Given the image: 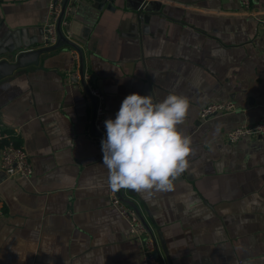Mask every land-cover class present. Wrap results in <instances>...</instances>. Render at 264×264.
<instances>
[{
    "label": "crops",
    "instance_id": "obj_1",
    "mask_svg": "<svg viewBox=\"0 0 264 264\" xmlns=\"http://www.w3.org/2000/svg\"><path fill=\"white\" fill-rule=\"evenodd\" d=\"M50 1L0 0V41L42 46ZM72 4L64 32L85 49L106 119L132 93L190 102L178 125L191 139L187 170L169 191L126 189L153 217L165 263L264 264V137L226 138L264 116V0H253L258 15L240 0ZM76 79L77 55L63 48L0 81V116L33 166L29 179L0 167V264H143V243L111 202L93 106ZM225 101L236 111L200 119Z\"/></svg>",
    "mask_w": 264,
    "mask_h": 264
},
{
    "label": "clouds",
    "instance_id": "obj_2",
    "mask_svg": "<svg viewBox=\"0 0 264 264\" xmlns=\"http://www.w3.org/2000/svg\"><path fill=\"white\" fill-rule=\"evenodd\" d=\"M190 102L170 92L162 100L152 93L127 95L115 119H106L101 140L102 163L112 191H169L189 167L191 139L178 129Z\"/></svg>",
    "mask_w": 264,
    "mask_h": 264
},
{
    "label": "built area",
    "instance_id": "obj_3",
    "mask_svg": "<svg viewBox=\"0 0 264 264\" xmlns=\"http://www.w3.org/2000/svg\"><path fill=\"white\" fill-rule=\"evenodd\" d=\"M63 1L64 0L50 1V15L44 26L45 35L42 41V47H51L55 45L57 41L56 25L58 17L62 11ZM240 2L243 5L245 11L258 15V13L251 11L253 0H240ZM72 5V0H70V3L66 10L65 18L62 22L63 29L70 26L71 24L69 18L70 15L73 13ZM66 36L69 39H72V37L67 33ZM85 79L88 82L87 84H89L90 78L88 74H86ZM88 86L92 94L98 97L100 100L95 121L96 129L101 133H104L106 136V128L104 126V121L106 120V113L103 108V97L100 91L95 89L94 86H91L90 84ZM236 109L237 105L233 101L209 103L202 108L200 113V119L203 121H208L209 119L216 116L233 113L236 111ZM18 137L19 131H9L0 116V142L4 143V146L0 149L1 170L10 178L22 177L25 179H29L33 175V166L31 163L30 156L26 149L22 145H17L16 139ZM262 137H264V116L261 117L260 120L253 125L243 124L237 126L230 130L226 135L227 140L232 144L237 143L245 138ZM99 145L101 147V139L99 140ZM110 197L112 204L118 207L122 215L128 220L130 226V237L134 240L142 242L144 245L143 264H160L159 262L155 261L153 257V251L155 249V246L150 236L147 234V231L142 225L138 216L133 210L127 208L126 206L120 203L115 194V191L111 190ZM3 214L4 210L2 205L0 204V218L3 216Z\"/></svg>",
    "mask_w": 264,
    "mask_h": 264
},
{
    "label": "water",
    "instance_id": "obj_4",
    "mask_svg": "<svg viewBox=\"0 0 264 264\" xmlns=\"http://www.w3.org/2000/svg\"><path fill=\"white\" fill-rule=\"evenodd\" d=\"M70 0H64L62 2V11L58 17L57 25H56V33H57V41L55 45L51 47H38L32 50H22V47L17 48H7L4 45L3 41H0V81L3 79L12 76L19 70H24L28 67L38 65L41 59V56L47 53H51L63 48H71L75 51L78 56L79 62V79L76 81H80L81 85L91 100L93 106V120L91 126V135L99 138L104 139L106 136L104 133H101L96 129L95 121L97 117V110L99 108V98L92 94L85 76L87 74V63H86V53L84 47L77 41L69 39L64 32L62 27V22L65 18L66 10ZM139 19H144L146 21L149 20L148 15H145L142 11L139 12ZM5 40V38H2ZM116 196L121 204L126 206L127 208L133 210L135 214L140 219L142 225L147 231V234L150 236L155 249L153 251V257L155 261L159 262L160 264H166L164 257L161 253L159 241L156 236V233L153 228V224L155 223L151 214H145L144 210L140 207L139 203L134 200V198L128 196L126 194V189H121L119 191H115ZM131 194V191H130ZM149 216V217H148Z\"/></svg>",
    "mask_w": 264,
    "mask_h": 264
},
{
    "label": "trees",
    "instance_id": "obj_5",
    "mask_svg": "<svg viewBox=\"0 0 264 264\" xmlns=\"http://www.w3.org/2000/svg\"><path fill=\"white\" fill-rule=\"evenodd\" d=\"M20 145V144H17ZM4 146V143L0 142V149Z\"/></svg>",
    "mask_w": 264,
    "mask_h": 264
},
{
    "label": "rangeland",
    "instance_id": "obj_6",
    "mask_svg": "<svg viewBox=\"0 0 264 264\" xmlns=\"http://www.w3.org/2000/svg\"><path fill=\"white\" fill-rule=\"evenodd\" d=\"M206 122V121H205Z\"/></svg>",
    "mask_w": 264,
    "mask_h": 264
}]
</instances>
